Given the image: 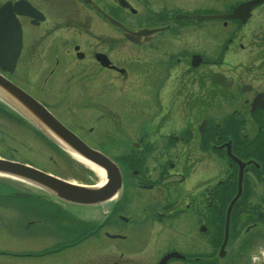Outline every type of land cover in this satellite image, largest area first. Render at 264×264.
<instances>
[{"label": "flooded vegetation", "instance_id": "1", "mask_svg": "<svg viewBox=\"0 0 264 264\" xmlns=\"http://www.w3.org/2000/svg\"><path fill=\"white\" fill-rule=\"evenodd\" d=\"M26 1L35 15L17 14L21 50L14 71L4 75L90 145L87 134L92 128L82 133L58 114L71 99L82 105L94 100L101 111L119 101L137 107L136 125L142 132L112 156L122 172L132 164L133 176L107 216L88 223L75 211L37 218L35 193L0 183V227L37 236L29 230L36 224H60L56 231L47 229L40 241L41 255L61 256L57 264H123L119 257L132 259L134 254L141 255L134 264L150 257L157 264L171 251L180 257L165 264H262V250L253 238L264 239V4L253 7L242 21L194 20V14L210 13L207 0H142V9L133 5L134 0ZM235 1L219 14H229L244 0ZM105 14L129 30L164 29L135 43ZM127 14L140 16L139 25H128ZM165 31L172 34L174 46L166 42ZM118 43L128 45L127 53L117 56ZM138 46L141 54L134 58ZM215 68L223 73L217 82ZM214 82L222 91L214 93ZM134 86L141 91L135 93ZM135 96L141 102L134 104ZM48 97L59 100L52 103ZM241 164V190L229 209ZM227 212L228 238L221 246ZM156 224L159 231L153 235ZM53 234L60 239L58 245ZM112 234L120 237L111 238ZM99 236L136 245L65 255L94 237L103 247ZM171 241L180 242L161 249ZM181 242L186 243L183 249L178 248Z\"/></svg>", "mask_w": 264, "mask_h": 264}, {"label": "rangeland", "instance_id": "2", "mask_svg": "<svg viewBox=\"0 0 264 264\" xmlns=\"http://www.w3.org/2000/svg\"><path fill=\"white\" fill-rule=\"evenodd\" d=\"M235 3V0H207V2H205V7L210 13H223L229 11ZM142 4V0L133 1V5L136 8L138 7L142 9ZM139 17L136 16L134 18L132 15L127 14L125 19L128 25L137 26L139 25L137 22L139 21L140 23ZM211 23L216 24L217 20H212ZM164 34L167 38L166 42L170 43L169 45L174 46L172 34L169 33V31H165ZM127 47L128 45L125 43H118L116 49L117 56H120L123 54V52L127 53ZM140 49V46L134 47V52L136 53L134 58L140 56ZM214 70V81L217 82L221 79V75L223 73L221 71H216V68ZM122 81L123 79L117 81V87H120ZM215 82L213 83L214 93L222 91V89L218 87ZM133 91L136 93L141 91V88L134 86ZM140 99V97L135 96L133 98L134 104L141 102ZM46 100L48 101L49 97ZM57 100L59 99L50 98L49 101L56 103ZM89 101L92 103L82 105L81 101L79 103L78 100L71 99V103H65L64 108L59 109L58 114L67 120L71 126H77V129H81L82 133H88L89 128H92V132L87 134L90 138L89 140L93 146L103 149L104 152H106L105 154L111 158L112 156L119 154L122 150L127 149L131 145L132 141L138 140L137 136H140L142 131H140L136 125L137 107L134 109L128 108V105H125L119 101L116 105L114 104L112 108L111 106L107 105V109L103 107L101 108V111L100 109H97L99 104L96 101ZM0 106L3 107L1 104ZM57 148H59L61 153L56 152L50 146V144L46 142L41 136H39V134H37V132L26 121L21 119V117L16 114L11 116L7 110L0 109V156L6 158L11 157L16 160L29 162L38 168L49 171L50 173L75 183L88 184L87 181L92 183H97L100 181V177L89 167L78 161L72 155L62 151L60 147ZM76 176L80 177V179H78ZM84 180L85 182H82ZM0 183H8V185L10 184L12 187L25 188L33 193H36L38 198L43 200L41 205L35 204L36 215L34 216L37 218H44L42 216L50 211L52 215L58 212L69 213L70 210L68 209L74 208L72 206H65L64 204L66 203L56 199L54 196L44 192L43 190L35 188L34 185L30 183L9 177H0ZM10 199L12 202L19 203L20 205L26 204V202L17 198ZM51 203H53V205ZM108 204L107 202H103L93 206H81L80 208L88 210V216L86 218H91L89 221H97L98 219L103 218L104 214H106V212L109 210ZM63 208H65V210ZM125 214L129 215L127 212H125ZM4 216L9 215L4 214ZM45 217H47V215H45ZM261 224L263 225L262 228H264V223ZM59 227L60 225H50L49 228H46L45 226L41 227L36 224V226L33 228L31 227L29 230L32 229V231L35 232L37 236L34 234L29 236L32 232H28L29 234L27 235L24 233L20 234L19 232H16L15 228H13L10 233L9 231L6 232L4 229H2V227H0V264H57L61 256L57 254L41 255L40 251L44 246H41L40 243L44 242L42 237L46 236L44 234H46L45 232H47V229L56 231L59 229ZM153 228V235H156V232L158 233L159 231V225L156 224V226ZM52 239L54 240L55 245L59 244L58 241L60 239L54 234L52 235ZM98 239L101 241V246L103 247H100V243H96V237H94L87 240L88 242L86 241L84 244L82 243L79 247L75 246L74 251L77 252L72 253L74 251H70L65 255L67 256L69 254L76 256L78 251L114 250L115 248L117 250H120V248L123 250H128L130 247H132L131 249H134L136 245L134 241L111 239L105 236H99ZM253 239L255 241L254 246H257L258 249L260 248V250L264 251V239L263 241L258 237ZM180 241L176 242L175 244L179 243ZM257 242H260L259 244H261L262 249L259 244L257 245ZM175 244L173 241H171L169 245L165 244V246L161 249H167ZM185 244V242H181L178 244V248L183 249ZM229 244L231 245L232 243ZM113 245L115 246L113 247ZM68 250H70V248H68ZM249 250H252V247H249ZM17 252L27 254L19 256L9 254ZM124 256L126 258H123ZM124 256L122 258L119 257V261L121 263L125 264V262L130 261L131 264H134L133 262L140 261L141 255L134 254L132 259L130 256ZM245 256L247 258L249 257L247 255ZM250 258L253 261V258ZM142 262L144 264H154L155 260L153 257H150L148 259L146 258L142 260Z\"/></svg>", "mask_w": 264, "mask_h": 264}, {"label": "water", "instance_id": "3", "mask_svg": "<svg viewBox=\"0 0 264 264\" xmlns=\"http://www.w3.org/2000/svg\"><path fill=\"white\" fill-rule=\"evenodd\" d=\"M261 2H264V0L244 1L235 7L232 14L226 16H240L244 21L249 16L252 7ZM27 9L25 3L22 1L14 3L7 1L0 7V70L3 72H12L14 70L22 45L21 25L16 14L27 13L31 15V10ZM33 14L34 12H32V15ZM106 16L111 23L123 29L125 36L134 42H139L142 36H147L150 32L160 29L154 28L131 31L124 27L118 20L109 15ZM219 17H224V15H201L194 18ZM1 71L0 97L28 119L40 132L46 135L60 148L68 153L72 150V152L77 153L88 161L103 167L106 173V182L97 187L88 184H79L46 172L30 164L6 158H0V175L11 176L45 189L50 195L68 204L95 205L117 194L121 189V175L117 164L111 161V159L100 150L88 145L83 139L57 119L44 105L7 78ZM20 194L23 193L21 192ZM226 237L227 233L225 234L224 243ZM173 256L176 257L179 256V254L177 252L167 253L161 258L158 264H164L168 258Z\"/></svg>", "mask_w": 264, "mask_h": 264}, {"label": "bare ground", "instance_id": "4", "mask_svg": "<svg viewBox=\"0 0 264 264\" xmlns=\"http://www.w3.org/2000/svg\"><path fill=\"white\" fill-rule=\"evenodd\" d=\"M0 98H2V97H0ZM2 100H4V99L2 98ZM67 150L70 151L69 149H67ZM70 153L72 154V156L74 158H76L78 161H80L81 163H83L84 165H86L87 167H89L92 171H94L100 177V181L99 182L93 183V184H90V185H93V186L97 187V186H101L102 184H104L106 182V173H105V169L103 167H101L99 165H96V164L88 161L87 159L79 156L77 153L72 152V150L70 151ZM111 161H113V160H111ZM129 165H130L129 167L131 168L132 164H129ZM130 168H129V170H127L125 168L122 169L123 172L120 170V175H121V189H120V191L117 194H115L112 197H110L109 199L105 200L107 202V204L110 203L111 206H112V205H116L118 203V201L120 199V196H121L124 188L127 187L126 183L128 182V180L130 181V179H132L133 174L131 173ZM34 187L35 188H38L40 190H43L44 192H46L45 189H42V188L37 187V186H34ZM38 199H40V198H38ZM110 204H108V206H110ZM87 211L88 210H86V209H80L78 211L79 217L81 219H83V220H86L85 222L91 220V218L90 219L86 218L88 216L87 215ZM88 213H90V212H88ZM61 218H63V217H61ZM93 218H94V216H93ZM262 262L264 263V259H262Z\"/></svg>", "mask_w": 264, "mask_h": 264}, {"label": "trees", "instance_id": "5", "mask_svg": "<svg viewBox=\"0 0 264 264\" xmlns=\"http://www.w3.org/2000/svg\"><path fill=\"white\" fill-rule=\"evenodd\" d=\"M35 130V129H34ZM36 131V130H35ZM37 132V134H39V136H41L42 138H44L49 144H50V146L56 151V152H59V153H61L60 152V150H59V148H57V146L56 145H54L52 142H50L49 140H47L40 132H38V131H36ZM130 168V167H129ZM129 168H125V169H127V170H129ZM77 177V176H76ZM78 179H80V177H77ZM81 181V180H80ZM82 182H85V180L84 181H82ZM87 183H92V182H90V181H87ZM42 201V200H41Z\"/></svg>", "mask_w": 264, "mask_h": 264}]
</instances>
